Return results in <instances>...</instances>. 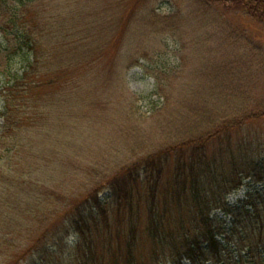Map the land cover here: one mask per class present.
Returning a JSON list of instances; mask_svg holds the SVG:
<instances>
[{
	"label": "trees",
	"instance_id": "obj_1",
	"mask_svg": "<svg viewBox=\"0 0 264 264\" xmlns=\"http://www.w3.org/2000/svg\"><path fill=\"white\" fill-rule=\"evenodd\" d=\"M94 1L106 8L101 17L74 14L75 24L70 26L67 15L58 12L60 3L54 2L55 9L46 18L32 20L25 13L26 6H35L39 0H19L12 6L6 3L11 28L17 29L18 35L17 39L0 41V116L4 118L0 129V203L12 211L21 209L27 217L33 216L44 229L37 240L28 239V256L35 261L37 254L51 260L55 255L69 256L78 264H264V156L258 154V146L253 148L252 137L233 138L234 131L264 117V97L249 91L247 83H252L238 65L237 54L227 61L214 57L213 49L205 45L214 36L205 40L198 36L197 48L192 45L195 54L184 53L181 50L189 48L190 41L183 35L187 32H182L183 17L179 13H161L149 4L151 0ZM41 2L38 5L44 3ZM199 2L193 12L203 11L204 15H193L205 21L204 25L215 22L206 15L210 11L206 7L214 5L222 13L220 16L231 13L235 20L246 16L254 23L264 24V0ZM112 6L126 13L122 14L126 18L120 14L115 19L113 12H106ZM95 22L98 26H93ZM134 23L145 26L133 31ZM107 25H112L113 30L105 29ZM161 35L165 42L172 39L181 43L177 53L181 67L147 74L158 80L157 93L165 95L164 107L173 109L171 113L178 115L183 125L189 120L188 129L176 134L163 128L169 130L165 135L172 138L171 143L118 166L113 173L97 175L89 189L73 196H56L55 188H49L51 177H33L29 168L35 172L36 169L31 159L20 157L14 163L15 152L21 148L20 135L15 133L14 137L10 132L19 128L18 120L25 115L23 107L32 109L30 103L36 90L56 83L55 79L47 82L45 76L63 77L72 66L92 61L97 55L94 52L113 45L114 39L128 45L127 39L135 38L138 44H146L148 40L157 42ZM239 43L235 40L224 45ZM141 58L150 61L142 54L129 67L140 65L147 69ZM18 64L22 65L21 70ZM62 97L54 98V106L62 113L67 106L72 110L79 105L74 97L69 104ZM183 109L188 113L179 112ZM63 137L65 140L57 144L67 142ZM71 140L69 145L74 143ZM48 162L53 165L51 160ZM248 178L251 190L231 203L229 196ZM53 197L59 199L62 210L44 228L43 224L55 214L49 211ZM18 226L35 231L30 223L20 222ZM5 229L0 224V233ZM7 231L12 232L10 228Z\"/></svg>",
	"mask_w": 264,
	"mask_h": 264
},
{
	"label": "rangeland",
	"instance_id": "obj_2",
	"mask_svg": "<svg viewBox=\"0 0 264 264\" xmlns=\"http://www.w3.org/2000/svg\"><path fill=\"white\" fill-rule=\"evenodd\" d=\"M39 1L35 6L27 3L25 13H29L31 20L40 16L46 18L51 11H54L55 2V5L62 4L58 12L67 15L69 26L75 24L74 14H80L82 18L86 15L88 18L90 16L96 18L101 17L106 10L96 5L94 0H42L44 3L38 5L42 3L41 0ZM0 2L3 5H0V41L5 42L8 38L17 39L18 31L11 28L13 23L6 3L12 6L19 0H0ZM149 4L158 8L163 14L179 13L183 17L182 32H187L183 35L187 42L190 41L189 48L181 50V43H176L172 39H166L165 42L164 35H161V39L157 42L148 40L146 44H138L135 38L131 41L127 39L128 45L114 39L111 41L113 45L110 43L100 51H95L97 55L91 59L92 61L82 62L78 67L72 66L73 69L63 74V77L45 76L47 82L55 79L56 83L52 86L47 84L44 89L36 90L35 99L30 103L32 109L28 106L23 107L25 115L20 116L21 121L18 120L19 128L16 129V126L15 130L10 132L14 137L15 133L20 135L18 144L21 148L20 151L15 152L14 163L17 164L20 157L31 159V164H34L36 169L35 172L29 168L32 176L51 177L53 180H48L49 188H55L56 196L63 197L65 193H71L73 196L77 192L89 189L97 175L102 177L113 173L118 166L147 155L166 143H171L172 138L169 139L165 135V131L168 133L169 130L163 128H170L176 134H182L185 127L189 128L191 125L188 123L189 120L183 125L178 119L179 116L171 113L173 109L164 107L165 95L157 93L160 87L158 80L147 73L149 71L152 73L153 70L169 71L172 68H180L182 61L177 54L178 50L194 55L198 36L204 40L207 37H215L205 43L213 49L214 57L219 56L227 61L237 54L238 65L244 70L247 81L252 83H247L248 87L250 86L249 91L259 98L264 97V24L254 23L246 16L237 17L235 20L236 17L231 16V13L223 14L222 17L220 16L222 13L216 10L214 5L212 8L206 7L210 10L206 15L215 22L204 25L205 21L201 22L193 15L197 13L200 17L204 15L203 11L193 12L194 7L200 6L199 0H151ZM112 7H108L106 11L113 12L112 17L119 18L120 14L121 17L126 15L121 9ZM10 13L13 15L15 12L12 10ZM200 19L202 20L203 17ZM95 25L98 26L97 22L93 24ZM19 26L23 27L22 23H19ZM144 26L143 23H134L131 30L137 31ZM112 28H114L112 25H107L105 29L113 30ZM233 31L235 34H231ZM246 35L248 39L245 38ZM235 40L240 41L239 45H231L232 47L224 45ZM127 49L135 52L129 53ZM142 54L149 57L150 61L145 58H141L140 61L147 69L140 65L129 67L135 62L136 57ZM17 68L21 70L22 65L18 64ZM178 84L181 86L182 81ZM175 90L179 91V87ZM57 96H63L67 104L70 98L74 97L75 102L79 101V105L72 110L67 106V110L62 113L54 106V98ZM0 109H3V101L0 102ZM179 112L184 115L188 113L185 109ZM3 125L4 118L0 116V129ZM69 132H72L71 138ZM63 136H66L67 142L57 144V141L65 140ZM249 137L255 141L253 148L258 146V154L260 152L264 156V117L233 132L234 139ZM70 139L74 143L69 145ZM217 144L218 142H215V149L218 147ZM48 160H51L53 165ZM22 162L23 160L19 167H22ZM249 181V178L245 179L242 187L229 196L231 203L244 198L251 190ZM50 206L49 211L55 214L52 215L51 222L43 224L44 228L47 223L52 224L58 218L63 205L59 204V199L53 197ZM20 222L25 225L30 223L31 229L35 231L23 230L18 226ZM0 224L12 231L11 234L6 233L8 231L5 229L0 233V264H78L69 256L59 258L55 255L51 260L37 254V261L33 256H28L25 248L28 239L37 240L44 233V229L41 230L39 221L33 216L27 217L21 209L12 211L0 203ZM19 258L22 260L19 261Z\"/></svg>",
	"mask_w": 264,
	"mask_h": 264
}]
</instances>
